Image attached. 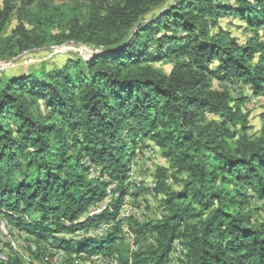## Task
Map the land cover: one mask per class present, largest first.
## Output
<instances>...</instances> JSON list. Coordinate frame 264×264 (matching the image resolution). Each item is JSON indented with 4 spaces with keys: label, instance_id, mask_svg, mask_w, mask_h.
<instances>
[{
    "label": "trees",
    "instance_id": "16d2710c",
    "mask_svg": "<svg viewBox=\"0 0 264 264\" xmlns=\"http://www.w3.org/2000/svg\"><path fill=\"white\" fill-rule=\"evenodd\" d=\"M11 1L0 60L63 43L100 53L0 71V219L29 255L0 264L53 250L62 264H264V114L252 136L244 110L264 98V0H25L5 35ZM150 146L168 162L146 187L160 197L152 218L132 176ZM125 197L143 212L122 219Z\"/></svg>",
    "mask_w": 264,
    "mask_h": 264
},
{
    "label": "rangeland",
    "instance_id": "374dc122",
    "mask_svg": "<svg viewBox=\"0 0 264 264\" xmlns=\"http://www.w3.org/2000/svg\"><path fill=\"white\" fill-rule=\"evenodd\" d=\"M3 1L4 0H0V5H2ZM24 1L25 0L11 1L12 5L14 6V10L12 17L10 18L7 26L5 27L4 30L5 35L10 34L11 30L14 28L16 22L15 13L21 5L20 2H24ZM67 1L68 0H34L32 6L40 5L41 3L60 5ZM221 25L224 28L230 29L232 35L237 36L240 41H243L247 36H249V32L245 33L243 30L239 28L240 22L237 20H233L230 23L228 18H221ZM90 50L93 52L96 51L95 48L87 47L77 43H63L57 46H49L30 52H24L20 54L18 57L11 60H0V71L2 70L5 71L6 73L22 74L41 67H45L46 69L59 68L66 62L67 59L78 58V57L81 58V55L88 53ZM163 69L165 72H168L170 66L165 65L163 66ZM244 92L245 94L248 95L251 94L250 91H248L247 89H245ZM244 110L249 112L248 119H249V125L251 127L249 133L250 135L255 136L258 134L262 126L263 119L261 118V116L264 114V98L257 99L255 97H250V100L247 101L244 105ZM146 142L150 143L148 141H145V143ZM151 147L152 146H150V149L149 148L144 149L141 158L138 159L137 173L133 171L134 174L132 173V176L137 177L138 179L137 181L140 182L142 181L141 183L143 187L142 188L143 191L139 192V195L136 198V204H140L144 206L147 205L149 207L148 217L152 218L154 216L159 215L160 213V210L158 209V198L160 197L153 195V193H151L149 190H146V187L147 185L151 184V181L154 178L153 173H155L156 168L157 167L166 168L168 167V162L159 155L157 150L152 151V149L154 148L151 149ZM169 184L174 189H179V185L175 184L171 179L169 180ZM8 235L11 239L18 237V234L15 230L14 232L9 233ZM4 241H6L7 243L9 242L7 238L3 240V242ZM6 242H4L2 247H0L1 248L0 253H4L6 257H8L9 255L11 256L12 254L15 255L16 252H18L17 254L21 258L26 259L29 257L28 252L26 251V246L24 244L12 248L11 246H7L9 244H6ZM52 258L53 255L51 254L50 257L44 258L42 262L36 260L33 263L51 264ZM78 261H80L81 264H91L87 260L78 259ZM0 262H2V260Z\"/></svg>",
    "mask_w": 264,
    "mask_h": 264
},
{
    "label": "built area",
    "instance_id": "2783aa9c",
    "mask_svg": "<svg viewBox=\"0 0 264 264\" xmlns=\"http://www.w3.org/2000/svg\"><path fill=\"white\" fill-rule=\"evenodd\" d=\"M98 52L100 53L99 49H96V51H89L88 53H85L84 55H81V59L83 61H88L90 58H92L93 56L97 55ZM129 198L125 197L123 199V204H122V213L120 215V217L122 219H126L127 217H130V215H132L133 213H137V215L141 212H143V209H136L133 207V205L129 202ZM106 208V205L101 203L99 204L94 210H92L90 212L91 215H96L99 214L101 211H104ZM15 228L13 226H11L10 224H8L5 220L0 219V239L5 240L6 238L8 239V243L6 241V244H9L7 246H11L16 247L18 245H22L25 243L22 242V240L20 239V236L18 235V237L15 238H10L9 237V233L14 232ZM16 231V230H15ZM17 232V231H16ZM94 233L96 235H101L102 231L100 230H95ZM123 236L126 239L127 242L132 244V248H135L134 244H133V239H134V234L131 233L128 229V227L123 226ZM0 240V247H2V245L4 244L3 240ZM1 249V248H0ZM16 250V249H14ZM27 259V258H26ZM62 259H63V253L62 251L59 250H53V258L51 260V264H62ZM93 263L94 264H103V261L101 259L100 256H94L93 258ZM2 260V262L7 261V257L4 255V253H0V261Z\"/></svg>",
    "mask_w": 264,
    "mask_h": 264
}]
</instances>
